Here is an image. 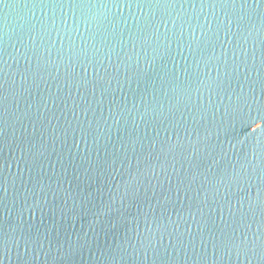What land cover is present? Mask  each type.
Listing matches in <instances>:
<instances>
[{"label":"water","instance_id":"obj_1","mask_svg":"<svg viewBox=\"0 0 264 264\" xmlns=\"http://www.w3.org/2000/svg\"><path fill=\"white\" fill-rule=\"evenodd\" d=\"M223 0H0V264H34Z\"/></svg>","mask_w":264,"mask_h":264}]
</instances>
